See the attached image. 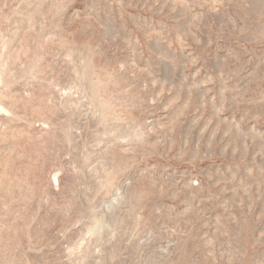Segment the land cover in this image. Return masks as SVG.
<instances>
[{"label": "rangeland", "instance_id": "obj_1", "mask_svg": "<svg viewBox=\"0 0 264 264\" xmlns=\"http://www.w3.org/2000/svg\"><path fill=\"white\" fill-rule=\"evenodd\" d=\"M0 264H264V0H0Z\"/></svg>", "mask_w": 264, "mask_h": 264}]
</instances>
